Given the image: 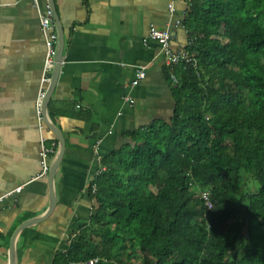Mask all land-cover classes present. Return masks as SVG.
<instances>
[{
    "label": "trees",
    "instance_id": "trees-1",
    "mask_svg": "<svg viewBox=\"0 0 264 264\" xmlns=\"http://www.w3.org/2000/svg\"><path fill=\"white\" fill-rule=\"evenodd\" d=\"M184 24L172 120L103 158L54 264H264V0H193Z\"/></svg>",
    "mask_w": 264,
    "mask_h": 264
},
{
    "label": "crops",
    "instance_id": "crops-1",
    "mask_svg": "<svg viewBox=\"0 0 264 264\" xmlns=\"http://www.w3.org/2000/svg\"><path fill=\"white\" fill-rule=\"evenodd\" d=\"M54 1L64 55L48 115L65 138V153L54 183L55 209L18 234L15 264H54L57 253L90 223L97 206L91 182L104 166L103 158L134 143L131 132L172 120L177 68L173 72L166 65L155 43L145 44L151 28L172 30L174 50L185 49L189 42L184 18L193 0ZM47 3L42 0V7ZM45 50L33 1L0 0V197L13 192L0 201V264H11L16 229L44 215L50 205L35 107ZM142 68L145 77L132 86ZM44 133L57 140L52 164L59 140L48 125Z\"/></svg>",
    "mask_w": 264,
    "mask_h": 264
},
{
    "label": "built area",
    "instance_id": "built-area-1",
    "mask_svg": "<svg viewBox=\"0 0 264 264\" xmlns=\"http://www.w3.org/2000/svg\"><path fill=\"white\" fill-rule=\"evenodd\" d=\"M33 4L37 7L40 14V23L45 35V62L44 71L41 78V86L37 95L35 107L38 122L41 126V137H40V155L43 164V174H46L51 166V158L55 148V142H50V139L44 133V127L47 126L44 120V100L47 93V84L51 80V75L56 64L57 48H58V32L56 29V20L54 17V10L50 3H47L44 7L41 5L42 0H32ZM173 9V4L169 6ZM174 37V32L168 29H160L153 26L150 30L149 35L145 38V44L155 43L157 47L161 48L165 54L166 65L174 70L184 61L192 62L189 51L185 49L174 50L171 47V41ZM146 72L144 68L139 70L136 78L131 82V85H137L145 77ZM172 78L178 81L176 73L172 74ZM127 99H130L127 96ZM106 169L104 165L97 174ZM93 192L96 191L97 186L95 183L91 184ZM20 187L16 191H20ZM13 192H8L0 197V201L4 200L5 197L11 195ZM207 203L211 206L212 202L209 200L208 194H203ZM103 258L100 256H94L85 259L73 260L70 264H98Z\"/></svg>",
    "mask_w": 264,
    "mask_h": 264
},
{
    "label": "water",
    "instance_id": "water-1",
    "mask_svg": "<svg viewBox=\"0 0 264 264\" xmlns=\"http://www.w3.org/2000/svg\"><path fill=\"white\" fill-rule=\"evenodd\" d=\"M50 1V5L52 6L53 10H54V17L58 26V23L60 21V16L56 10V6H55V1L54 0H49ZM60 40H59V45H58V50H57V56H56V64L54 67V73H53V79L51 81V85L49 86V88L47 89V93L45 96V100H44V120L45 123H47L48 127L55 133L56 137L59 140V148L58 151L56 153V156L50 166V170H49V174H48V180H49V186H50V205L49 208L47 210V212L39 217L36 218H32L29 220L24 221L14 232L12 239H11V245H10V257H11V264H15L16 262V256H15V244H16V239L18 234L25 228L33 226L35 224L40 223L41 221L45 220L48 216H50L52 214V212L55 209V206L57 204V194L55 191V178H56V174L58 172V169L61 165L64 153H65V146H66V142H65V138L63 137V135L55 128L54 124H52L51 120L49 119V102H50V98L52 96L54 87H55V81L57 79V75L59 72V65L62 61L63 58V47H64V40L62 41L61 39V35L59 36ZM63 38V37H62ZM45 115L47 116V118H45Z\"/></svg>",
    "mask_w": 264,
    "mask_h": 264
}]
</instances>
